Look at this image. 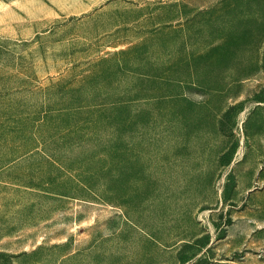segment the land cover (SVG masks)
<instances>
[{
  "label": "rangeland",
  "instance_id": "obj_1",
  "mask_svg": "<svg viewBox=\"0 0 264 264\" xmlns=\"http://www.w3.org/2000/svg\"><path fill=\"white\" fill-rule=\"evenodd\" d=\"M0 264H264V0H0Z\"/></svg>",
  "mask_w": 264,
  "mask_h": 264
}]
</instances>
